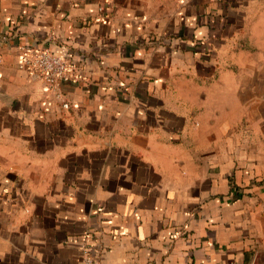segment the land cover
Returning <instances> with one entry per match:
<instances>
[{"label":"crops","instance_id":"0c3cea01","mask_svg":"<svg viewBox=\"0 0 264 264\" xmlns=\"http://www.w3.org/2000/svg\"><path fill=\"white\" fill-rule=\"evenodd\" d=\"M86 253L264 264V0H0V264Z\"/></svg>","mask_w":264,"mask_h":264},{"label":"built area","instance_id":"2783aa9c","mask_svg":"<svg viewBox=\"0 0 264 264\" xmlns=\"http://www.w3.org/2000/svg\"><path fill=\"white\" fill-rule=\"evenodd\" d=\"M18 66L39 73L49 88L54 87L67 76L65 60L62 56L49 50L39 49L33 53L21 55ZM63 106H67V104L64 103ZM82 264L99 263L91 255L86 253L82 258Z\"/></svg>","mask_w":264,"mask_h":264}]
</instances>
